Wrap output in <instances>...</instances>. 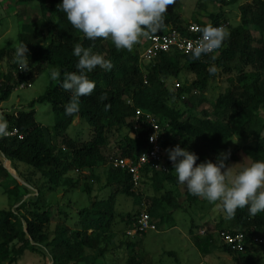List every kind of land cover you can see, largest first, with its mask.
<instances>
[{
    "label": "trees",
    "instance_id": "trees-1",
    "mask_svg": "<svg viewBox=\"0 0 264 264\" xmlns=\"http://www.w3.org/2000/svg\"><path fill=\"white\" fill-rule=\"evenodd\" d=\"M33 1L18 0L24 4ZM39 1L43 17L52 19V25L39 30L29 25L23 27L18 35V44L23 42L27 45L29 58L35 66L26 72L15 65L8 73H0V101L9 100L13 91L22 85H26L25 88L32 86L43 65L59 70L61 76L44 95L30 103L31 111L4 117L9 123L8 130L17 129L23 139L0 137V155L15 170L18 163L30 167L33 174L44 179V186L37 187L35 200H24L34 189L31 184L26 186L32 189L17 184L10 191L18 200L24 201L17 202V207L0 210V264H18L26 253L41 258L42 264L102 263L106 262L107 254L116 256V248H109L116 236L124 238L118 247L127 249L128 258L124 263L144 264L139 253H134L137 245L128 234L137 230L141 214L146 211L153 221L158 220L155 223L159 227L171 219L175 211L184 209V203L178 200L180 183L167 149L179 145L198 157L197 165L206 161L215 163L222 151L227 150L229 141L239 135L243 140H255L254 145L242 147L243 154L253 162L264 161V0H251L241 5L240 24L236 27L223 17L222 11L208 14L207 22L194 15L189 23L182 18L176 3L169 6L165 15L166 27L150 36L164 35L170 30L185 31L192 23L201 28L208 24L228 23L230 36L215 53L202 55L199 60H193L191 55L170 52L161 54L152 63L143 64L140 52L144 48L142 40L146 38H141L138 47L135 45L132 51L117 50L111 39L89 40L75 29L60 8L63 0ZM219 1L225 5L235 3L233 0L230 3ZM251 30L260 32L259 39ZM77 43L103 55L114 67L109 71L97 66L86 73L96 87L90 96L80 98V111L69 116L65 114V106L70 102L72 92L64 90L61 85L64 73L79 74L76 67L79 58L73 55ZM213 55L216 56L214 61ZM212 64L220 69L215 75L207 71ZM188 75L196 78L189 80ZM183 76L187 79L181 89L169 87L168 81ZM216 77H225L228 88L221 92L212 106V113H209L205 109L209 104L206 93L210 81ZM44 103L49 104L57 116L53 129L36 121L34 108L36 104ZM136 109L159 119L164 129L160 145L167 153L166 162L163 158L162 163L154 162L140 170L137 187L128 170L116 168L111 163L117 158L138 159L149 149V129L135 130L133 117ZM76 118L89 125V140L76 142L67 135ZM61 137L63 149L57 142ZM113 138L118 140L115 144L119 153L106 156L103 151L111 145ZM100 167H106L103 170L104 189H109V197L105 200L96 197L90 208L81 210L78 217L80 229L65 228L61 232L60 223L52 231L54 223L60 221L61 213L57 210L55 214L47 194L55 192L66 175L93 172ZM0 171L13 179L4 167ZM69 181L66 178L64 182ZM78 186V183L72 184L73 188ZM85 191L91 195L88 185ZM146 196L151 201L145 210L143 205L126 213L116 209L118 197L134 199L138 205ZM185 200L192 206L198 205L201 198L193 196L187 189ZM166 207L171 210L167 211ZM194 226L190 235L204 256L219 250L240 264H258L254 253L257 246L264 249V212L251 216L247 207L237 209L234 218L228 219L226 225L223 222L218 224L221 232L246 235V257L221 242L214 245L215 237L210 231L205 236L195 234ZM143 234L146 233L138 231L136 235ZM254 238L259 242L255 243Z\"/></svg>",
    "mask_w": 264,
    "mask_h": 264
},
{
    "label": "rangeland",
    "instance_id": "rangeland-1",
    "mask_svg": "<svg viewBox=\"0 0 264 264\" xmlns=\"http://www.w3.org/2000/svg\"><path fill=\"white\" fill-rule=\"evenodd\" d=\"M230 3L232 0H225ZM235 3L225 5L219 0H176L177 10L182 15L185 22L193 21L192 17L195 15L201 21H208V14H218L223 12V17L227 18L232 27L240 24V9L239 7L251 0H233ZM52 19L43 17L40 11V1L35 0L28 3H19L18 0H0V73H8L18 63L16 62L14 53L15 46L18 45V35L25 25L32 26L33 28L46 29L51 26ZM254 37L259 39L260 32L251 30ZM143 45L147 44V40H142ZM138 47V44H136ZM3 50V51H2ZM29 70L35 66L29 58ZM55 68H50L43 65V70L36 76L29 88H18L13 91L9 100L0 101V113L6 117V114H14L19 112L31 111L29 105L31 102L37 100L44 95L50 86L55 82L51 80V72ZM189 80L195 79V75H188ZM186 76L179 77L175 80L168 81L171 89L176 88V84H184L187 79ZM180 88V89H181ZM228 84L225 77H216L209 83L206 96L209 99V104L205 108L209 113H212V106L221 94L226 91ZM183 105V103H181ZM36 121L47 128L53 129L55 124L56 115L53 113L49 104H36L35 108ZM125 129L122 130V133ZM67 135L74 139L76 142L87 141L90 139L91 132L89 125L83 120L76 118L74 125L67 131ZM62 137L57 141L60 144ZM118 140L114 138L111 140V145L103 151V154L109 156L111 154H118L119 150L115 144ZM227 150L222 151L223 154H229L225 164L228 167L243 164V166H250L253 161L246 157L242 152V147L245 145H254L255 140H243L236 135L228 143ZM63 149V144L59 145ZM221 153V154H222ZM167 153L165 152V162ZM217 163V160H215ZM18 168H15L11 163L0 155V168L4 167L13 179L7 177L0 171V210H9L11 207H17L16 203L30 200V198H37V187L44 186V179L40 176L33 174V170L25 164L18 163ZM106 167H100L93 170V172L70 173L62 178L60 186H56L55 192L48 193V201L51 203L53 210L61 214V219L58 223H54L52 231L55 230V225H59L60 231L65 228L70 230L80 229L79 213L83 209L90 208L92 202L97 197L100 200H105L109 197V189L105 187V175L103 170ZM97 177V178H95ZM69 178V183H65V179ZM78 183L77 188H73L72 184ZM26 186L31 184L34 186L32 193L26 196L23 201L18 200L15 195L10 194V191L17 186ZM91 188V195L85 191L86 186ZM32 189L31 186H26ZM49 187V184L46 186ZM180 198L179 203H184V209L180 208L171 215V219H167L163 224L157 227L158 231H149L143 235H132L131 240L137 245L134 253H139L140 257L144 260V264H240L235 262L233 258L227 254L215 250L212 255L204 256L194 244L193 236L190 235V230L194 224L195 234L201 235L205 232L204 236L213 233L215 240L214 245H219L220 240L218 233V224L223 222L227 224L228 218L223 211L216 208L208 201L201 199L198 205L186 203V190L187 186L180 184ZM21 193L23 192L20 189ZM31 192V191H30ZM150 199L146 196L140 202L135 204L134 199H127L118 197L116 202V209L119 212H130L141 208V205L147 208ZM167 211L171 208L166 207ZM58 210V212H57ZM158 222V220H154ZM135 234V233H133ZM124 238L116 236L114 243L109 247L110 249L116 248V256L107 254L106 262L97 264H125L124 261L128 258L126 255L127 249H118ZM254 259L258 264H264V249L259 246L256 247ZM248 253L243 254L246 257ZM242 257V256H241ZM48 263V262H47ZM18 264H42L41 258H37L30 253H26ZM50 264V263H48Z\"/></svg>",
    "mask_w": 264,
    "mask_h": 264
},
{
    "label": "clouds",
    "instance_id": "clouds-1",
    "mask_svg": "<svg viewBox=\"0 0 264 264\" xmlns=\"http://www.w3.org/2000/svg\"><path fill=\"white\" fill-rule=\"evenodd\" d=\"M175 3L176 0H63L60 8L70 24L85 38L93 41L111 39L117 50L132 51L141 38H148L166 27L165 15L169 6ZM198 30L202 33L201 38L188 45L193 60L215 53L230 36L223 25L214 27L208 24ZM28 51L23 42L15 46L14 56L21 71L29 70ZM73 55L79 58L76 65L79 74L64 73L61 85L64 90L72 92V98L65 106V114L69 116L80 111V98L90 96L96 87L86 73L97 66L109 71L114 67L103 55L93 53L92 48L79 43L74 45ZM215 59L213 55L212 60ZM207 71L215 75L220 69L212 64ZM60 76L59 70H52V81L58 82ZM8 129L9 123L0 113V137L11 135ZM155 139L154 136L150 138L152 141ZM166 151L173 162L178 182L186 185L193 196L223 211L226 218H234L237 209L245 207L251 216L264 212V161L253 162L250 166L238 164L228 167L225 160L230 153H222L217 163L206 161L197 165L198 157L179 145Z\"/></svg>",
    "mask_w": 264,
    "mask_h": 264
},
{
    "label": "built area",
    "instance_id": "built-area-1",
    "mask_svg": "<svg viewBox=\"0 0 264 264\" xmlns=\"http://www.w3.org/2000/svg\"><path fill=\"white\" fill-rule=\"evenodd\" d=\"M226 29L228 23H222ZM218 25V26H220ZM216 27V26H214ZM186 28V27H185ZM200 25L192 23L187 26L185 31L170 30L168 33L159 36H150L145 40L148 41L144 45L143 50L140 52V61L143 63H152L154 62L161 54L170 53V52H179L185 55H191V51L188 47L190 42H195L197 39H200L202 33L198 30ZM145 83H147L145 81ZM26 85H22V88H25ZM30 87V85H29ZM176 88L180 89L181 85L176 84ZM185 96L182 97L184 99ZM128 104H131L129 101ZM135 130H138L142 127L149 129L148 144L149 149L142 153L138 159H114L111 163L116 168H122L128 170L133 177L134 185L138 186V181L140 179V170L143 169L146 165L153 164L154 162L162 163L165 153L162 146L160 145V136L163 133V127L159 119L151 113L145 112L142 109H136L134 115ZM11 135L7 137H18L19 140L23 139V136L19 133L17 129L9 131ZM156 138L154 141L150 140L151 137ZM146 157V158H144ZM164 170L166 168L163 167ZM138 228L135 231L129 232V235H134L138 231L142 233H147L149 231L157 232V225L151 219L149 214L144 211L138 221ZM205 232H201V235L204 236ZM220 242L225 245L227 248L238 254L246 253V241L247 237L244 233H229L226 231H220L218 233ZM254 242L258 243L259 239L254 238Z\"/></svg>",
    "mask_w": 264,
    "mask_h": 264
}]
</instances>
